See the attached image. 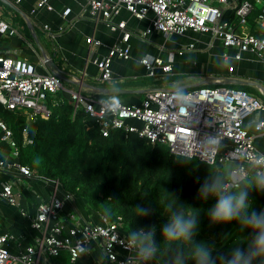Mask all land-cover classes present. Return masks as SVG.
<instances>
[{"label":"built area","instance_id":"2783aa9c","mask_svg":"<svg viewBox=\"0 0 264 264\" xmlns=\"http://www.w3.org/2000/svg\"><path fill=\"white\" fill-rule=\"evenodd\" d=\"M23 0H16L20 3ZM93 17L104 21L112 30H119L120 36L110 46L108 54L95 59L100 79L112 80L111 62L115 56L129 58V40L133 33L127 29L126 21H114L121 9H127L138 19L153 13L150 25L137 33L145 37L157 30L166 36L183 35L187 31L212 33L219 38L225 48H235V58L243 52L254 53L264 61V35L250 30V18L259 8L257 20L264 27V0H84ZM52 9L48 0H39L37 7ZM228 10L231 14L228 13ZM36 7L31 9V13ZM71 11H63L66 17ZM48 28V25H45ZM18 29L7 19L0 17V35H16ZM89 44L100 41L89 36ZM141 62L150 75L155 68L164 73L171 71V64L162 58L144 56ZM233 67H230L232 70ZM220 83L221 79H215ZM63 87V80L51 71L42 73L34 62L24 58H12L0 54V104L12 110H24L28 118L41 116L48 118L49 95H54ZM75 109L83 107L95 117L103 135L111 128L123 129L126 133H137L150 143L168 146L171 153L186 157H196L210 164L228 167L226 183L232 189L240 187L260 168H264V149H260L255 136H264V118L255 123V131L250 132L244 120L251 114L264 111V101L246 90L226 84L200 85L189 89L155 88L145 93L140 104L123 103L118 113L108 111L100 101H88L79 92L72 93ZM2 138L12 147L17 160L6 164L0 159V169L14 167L22 175L31 176L34 170L19 160L21 141L14 130L0 117ZM27 128L23 129L22 144L31 143ZM237 174L239 184L232 182L231 173ZM19 195L9 181L0 185V198L17 205ZM64 200L53 197L49 202L41 201L30 225L39 232L35 243L27 245L19 254L12 253L7 242L15 238L12 233H0V264H43L61 256L63 250L69 255L70 263L79 260L81 264H124L129 256L134 264L141 258L132 254L128 233L121 229L123 219H109L102 215L101 224L82 221L70 212L63 214ZM100 249L98 258H93V250ZM126 249H130L126 251ZM85 259V260H84Z\"/></svg>","mask_w":264,"mask_h":264},{"label":"crops","instance_id":"0c3cea01","mask_svg":"<svg viewBox=\"0 0 264 264\" xmlns=\"http://www.w3.org/2000/svg\"><path fill=\"white\" fill-rule=\"evenodd\" d=\"M12 7L0 0V17L10 21L18 29L16 35H0V54L12 58H24L35 63L39 72L50 71L44 63L43 51L67 70L70 80L63 81L59 90L72 97L79 92L88 101L107 100L118 96L120 102L140 104L145 93L155 88L189 89L198 81L212 75L214 82L202 85H216L215 79H236L238 82L226 84L238 87L264 101V61L254 53L243 52L240 59L235 58V48H225L221 40L212 33L189 30L183 35L164 33L153 30L147 36L137 33L146 29L153 13L138 19L127 9H121L114 21H126V27L133 35L129 40L130 56H115L111 62L112 80L100 79L99 70L94 62L108 54L109 48L120 36L119 30H112L104 21L90 14L84 0H48L52 9L37 7L39 0H9ZM36 11L31 13V9ZM71 8L64 17L65 8ZM10 8V9H9ZM228 13L231 12L228 10ZM45 25L49 27L46 28ZM36 34V38L34 37ZM100 41L89 44L87 37ZM160 57L171 64V71L164 73L155 68V75H150L141 62L144 56ZM230 67H233L230 70ZM164 81H168L164 83ZM237 84L238 86H232ZM75 103V102H74ZM264 118V111L249 115L244 120L245 127L255 131V123ZM256 144L264 149V136H255ZM0 159L6 164L17 160L10 144L2 138L0 131ZM9 181L19 195L18 204L12 205L0 198V233H12L15 238L7 242L9 250L19 254L27 245L34 244L39 232L30 225L36 214L39 202H49L53 197L64 200L63 214L74 212L82 221L101 224L102 214L91 209L86 199L66 192L58 180L43 177L34 171L31 176L22 175L14 167L0 169V185ZM93 258H98L100 249L94 245ZM135 254V251H132ZM85 260V259H84ZM93 264H97L93 261ZM43 264H49L44 261ZM52 264H64L58 258ZM140 264H144L141 259ZM147 264H161L153 257Z\"/></svg>","mask_w":264,"mask_h":264},{"label":"trees","instance_id":"16d2710c","mask_svg":"<svg viewBox=\"0 0 264 264\" xmlns=\"http://www.w3.org/2000/svg\"><path fill=\"white\" fill-rule=\"evenodd\" d=\"M259 11L255 9L250 18V30L264 35V27L256 19ZM48 106V118L39 115L29 119L24 110L0 104V117L21 141L19 160L39 175L58 180L66 192L83 197L91 209L109 219L121 216L124 233L151 226L158 242L154 257L161 264H193L191 253L198 242L207 243L216 257L220 253L227 255L232 247L246 240L249 234L236 222L210 223L207 210L215 200L204 202L197 197L205 179L228 180L227 166L175 155L168 146L150 143L123 129L111 128L108 135H103L95 117L83 107L75 109L72 97L63 92L49 95ZM24 128L31 143L22 144ZM251 178L239 188L248 189L253 208L259 212L264 208V192L255 190L249 183ZM136 205L145 206L148 215L139 216ZM181 211L198 216L197 234L191 244H169L161 238V230L170 212ZM57 258L72 264L66 250Z\"/></svg>","mask_w":264,"mask_h":264},{"label":"clouds","instance_id":"9594fccd","mask_svg":"<svg viewBox=\"0 0 264 264\" xmlns=\"http://www.w3.org/2000/svg\"><path fill=\"white\" fill-rule=\"evenodd\" d=\"M101 104L107 106L108 111L113 114L121 109V102L118 96L101 100ZM232 182L239 184L237 174L231 173ZM249 183L255 190L264 192V168L258 169L252 176ZM199 200L207 202L215 200V204L207 210V216L212 224H229L236 222L242 226L249 235L244 242L232 247L230 252L213 257V248L205 242H198L193 246L191 259L193 264H258L264 261V208L257 212L253 208L249 198V191L245 188L237 187L232 190L230 185L222 178L216 177L211 180L205 179L204 183L197 191ZM139 216H147L148 209L143 205L135 206ZM198 231V216L191 213L170 212L167 223L161 230V238L169 244H191ZM128 240L131 250L135 251L137 257L147 264L158 251L156 241L151 226L131 228L128 231ZM130 249H126L129 251ZM124 264H134L132 256H129Z\"/></svg>","mask_w":264,"mask_h":264},{"label":"water","instance_id":"95a60500","mask_svg":"<svg viewBox=\"0 0 264 264\" xmlns=\"http://www.w3.org/2000/svg\"><path fill=\"white\" fill-rule=\"evenodd\" d=\"M5 3H7L8 5L15 7L14 4H12L9 0H2ZM34 37L36 38V34H34ZM43 59H44V63L47 65V67L49 68V70L56 74L57 76H59L63 81L66 80H70V78H68V75H70L71 73H69L67 70H65L63 67H61L60 65H58L51 56L47 55L45 51H43ZM214 77L212 75L206 76L205 79L198 81L194 84V86H200L202 84H206V83H213ZM238 82V80L236 79H223L220 81V84H230V83H235Z\"/></svg>","mask_w":264,"mask_h":264},{"label":"rangeland","instance_id":"374dc122","mask_svg":"<svg viewBox=\"0 0 264 264\" xmlns=\"http://www.w3.org/2000/svg\"><path fill=\"white\" fill-rule=\"evenodd\" d=\"M0 4H1L2 6H3V5L5 6V4H4V3H0ZM5 7H7V6H5ZM9 9H10V8H9ZM165 82H167V83H168V81H164V83H165Z\"/></svg>","mask_w":264,"mask_h":264}]
</instances>
